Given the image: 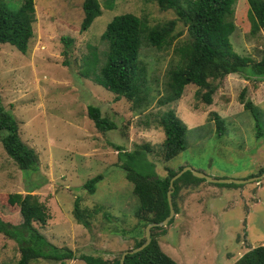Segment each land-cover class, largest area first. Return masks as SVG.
I'll return each instance as SVG.
<instances>
[{
	"label": "rangeland",
	"instance_id": "obj_1",
	"mask_svg": "<svg viewBox=\"0 0 264 264\" xmlns=\"http://www.w3.org/2000/svg\"><path fill=\"white\" fill-rule=\"evenodd\" d=\"M4 1L16 9L23 0ZM82 1L34 0L33 36L26 52L0 44V107L14 115L21 140L38 156L36 170L22 171L0 141V216L18 221V200L30 192L50 214L45 225L35 226L48 241L72 250L76 257L65 264H87L78 258L80 254L120 257L144 237L145 226L134 215L139 200L118 165L116 145L144 150L141 145L148 144L144 152L158 176H166L167 168L190 166L215 178L241 180L180 181L174 197L177 213L154 230L164 253L178 264H232L251 247L264 244V124L260 123L262 135L257 136L256 123L239 98L244 88V100L260 109L264 122V80L230 73L209 79L216 87L211 104L202 97L208 88L194 84L186 85L176 101L165 102L169 69L181 65L176 48L188 38L178 21L176 37L168 46L157 49L141 43L138 63L146 71L149 93L146 103L134 109L130 100L116 99L92 75H83L85 59L95 48L98 59L91 70L96 75L107 51L100 35L114 16L132 13L151 27L175 14L161 10L156 0H99L101 14L81 31ZM247 12V0H235L224 19L234 24L229 37L233 50L260 62L264 33L251 34ZM63 36L72 38L69 46ZM88 104L98 106L117 128L98 131L87 116ZM167 110L175 111L186 126L184 148L170 160L164 159L159 124ZM213 112L224 119L222 135L216 134ZM3 134L0 131V138ZM98 173L103 179L90 194L84 183ZM200 182L206 185L200 187ZM184 189L194 190L189 200ZM77 197L89 228L73 216ZM19 255L17 243L0 234V264H17ZM30 264L61 263L40 258Z\"/></svg>",
	"mask_w": 264,
	"mask_h": 264
},
{
	"label": "trees",
	"instance_id": "obj_2",
	"mask_svg": "<svg viewBox=\"0 0 264 264\" xmlns=\"http://www.w3.org/2000/svg\"><path fill=\"white\" fill-rule=\"evenodd\" d=\"M234 2L235 0H156L161 10H173L175 17L151 27L132 13L116 15L100 35L107 43V51L99 72L95 75L91 70V64L95 65L98 59L95 48H92L90 56L85 59L82 73L86 77L92 75V79L113 92L116 99L123 96L132 102L134 109L138 108L142 102L146 103L149 93V88L145 85L146 71L138 63L141 43L157 49L168 46L176 37L173 32L180 21L186 27L188 38L176 48L181 65L169 69V94L165 102L176 101L181 97L186 85L194 84L199 88H208L202 97L206 103L211 104V95L216 87L211 85L209 79H220L230 73L250 75L254 79L264 80V58L260 62H251V58L241 56L233 50L229 37L234 31V24L225 21L224 17L232 12ZM247 3L251 34L255 35L260 31L264 33V0H247ZM81 7L83 17L80 30L85 31L101 14V8L99 0H83ZM34 21V0H23L16 9H10L6 1L0 0V44H10L25 53L33 36ZM62 40L66 46L72 42L71 37L63 36ZM244 92L243 88L239 94L243 108L253 117L257 136L262 135L260 123L264 122L261 111L250 100H244ZM87 116L100 132L117 128V124L103 115L96 105H87ZM212 119L216 134H224V119L216 112L212 113ZM159 124L164 133V159L170 160L184 148L186 126L173 110L163 112ZM18 129L14 115L0 107V131H4L0 141L6 154L22 171H34L37 169L38 156L33 148L21 140ZM116 147L118 165L125 171L126 178L132 183V192L139 200V207L134 210L135 217L141 220L144 226L149 222L162 221L169 213V180L181 168L177 171L167 168L166 176H158L154 163L147 159L144 152L149 150L148 144L141 145L144 150H126L119 145ZM179 177L174 180L171 193L175 213L177 207L174 197L179 188L178 183L204 180L190 171ZM102 179L103 175L98 173L85 181L84 188L93 194L96 184ZM18 203V221L11 222L0 216V234L14 240L18 245L20 255L17 264H30L40 258L65 264L67 260L76 258L72 250L52 244L35 226L36 223L45 225L50 218L47 207L37 195L27 192L19 198ZM72 213L79 224L90 227L78 197L73 202ZM171 221L172 219L169 222ZM156 227L151 229L150 243L136 253L127 254L124 264H178L160 248L154 234ZM143 241L144 237H141L133 247L139 246ZM78 258L87 264H120L119 256L104 259L101 256L80 254ZM232 264H264V244L251 247Z\"/></svg>",
	"mask_w": 264,
	"mask_h": 264
},
{
	"label": "water",
	"instance_id": "obj_3",
	"mask_svg": "<svg viewBox=\"0 0 264 264\" xmlns=\"http://www.w3.org/2000/svg\"><path fill=\"white\" fill-rule=\"evenodd\" d=\"M186 171H190L194 176H196L198 178H203V179L207 180L208 182H212V183H230V182L241 181V180H233V179H228V178H226V179L215 178V177L209 176L208 174H206L202 171L195 170V169L191 168L190 166H185L182 169H180L179 171H177L169 180V189L167 190V201H168V206H169L168 215L160 222H149L148 224H146V226L144 228V241L137 247H133L131 249L124 250L121 253L120 258H119L120 264H124V259H125V256L127 254L136 253V252L142 250L144 247H146L150 243V241H151V229L153 227L166 226L168 224V222L174 217L175 211H174V207H173V203H172V197H171V193L173 192V182L181 174H183ZM256 178H259V176H256Z\"/></svg>",
	"mask_w": 264,
	"mask_h": 264
},
{
	"label": "crops",
	"instance_id": "obj_4",
	"mask_svg": "<svg viewBox=\"0 0 264 264\" xmlns=\"http://www.w3.org/2000/svg\"><path fill=\"white\" fill-rule=\"evenodd\" d=\"M204 185H206L205 184V182H200L199 184H198V186H200V187H203ZM185 190V192H188V195H187V197H186V199H188L189 200V196L191 195H193V191L194 190H192V189H189V190H186V189H184ZM186 201V200H185Z\"/></svg>",
	"mask_w": 264,
	"mask_h": 264
}]
</instances>
